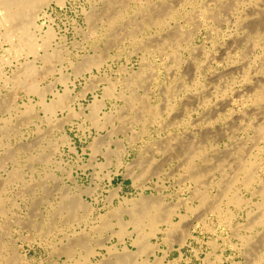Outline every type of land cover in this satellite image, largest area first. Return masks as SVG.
<instances>
[{
  "label": "rangeland",
  "instance_id": "obj_1",
  "mask_svg": "<svg viewBox=\"0 0 264 264\" xmlns=\"http://www.w3.org/2000/svg\"><path fill=\"white\" fill-rule=\"evenodd\" d=\"M142 1L133 2L125 18L108 28L107 11L121 10L118 0H67L64 6L53 0L45 8L47 17L42 14L38 24L45 31L52 26L56 32L52 44L63 56V65L58 68L69 81L74 113L59 110L52 117L40 103V95L18 87L17 74L34 56H18L14 45L0 43V264L79 260L82 252L70 259L59 251L77 237L91 246L108 239L109 247H117L116 253L125 249L136 252L133 227L129 233L119 234L118 218L111 217V228L101 231L99 219L122 204L129 208L126 202L141 194L155 195L166 206H176L179 215L175 223L185 217L183 224L194 236L182 246L178 234L169 235L163 226L158 237L152 238L163 264H253L264 226L251 230L249 224L260 215L261 198L242 187L243 208L229 206L231 211L223 215L206 212L193 196L196 186L188 179L185 158L167 154L163 147L172 138L175 142H201L206 155L218 159L227 156L231 161V152L238 145L251 146L246 142L253 133L238 129L249 121L254 124L255 119L261 123L264 118L263 107L244 102L247 94L264 83V0H204L212 9L224 7L222 18L211 20L207 28L198 30L183 13L176 22L149 27L136 42L115 43L114 30L135 32L144 20V9L151 14L160 1L166 4L163 0ZM259 13L263 15L260 27ZM90 15L105 22L97 25L96 34L92 33ZM176 25L186 32L199 31L194 47L182 52L180 68L167 51L144 50V45L168 35ZM96 55L103 56L107 64L78 74L81 64ZM36 67L44 75L46 63L39 60ZM92 73L107 81L97 85ZM61 78L59 72L49 74L41 86L53 85L54 92L63 93L66 86ZM131 79L137 80V88L128 87ZM108 81L116 85L109 96L105 95ZM132 93L158 109L159 115L143 122L129 106ZM53 98L49 92L46 100ZM95 98L106 104L99 123L90 115ZM26 104L31 107L29 115ZM106 113L111 115L109 121H105ZM29 116L31 119L25 121ZM97 142L99 146L104 143L101 150L95 148ZM259 148L264 151L263 142ZM139 160H152L158 168L141 182L136 181L142 171L136 165ZM260 176L264 181V172ZM75 182L90 190L83 198L95 208L87 222L69 228L67 220L57 214L64 194H77ZM211 193L214 196L218 191L212 189ZM123 216L130 218L128 213ZM242 237L251 239L252 246H244ZM99 251L103 255L93 256L94 263L110 258L107 249ZM147 259L154 262L155 255L144 253L137 264Z\"/></svg>",
  "mask_w": 264,
  "mask_h": 264
},
{
  "label": "bare ground",
  "instance_id": "obj_2",
  "mask_svg": "<svg viewBox=\"0 0 264 264\" xmlns=\"http://www.w3.org/2000/svg\"><path fill=\"white\" fill-rule=\"evenodd\" d=\"M59 5L64 6L67 0H55ZM143 2L142 0H139ZM166 4L163 6L162 1L159 8H154L153 13H149L145 9L143 10L144 20L141 27L137 28L135 32L122 33L118 30L113 31V41L118 43L120 41L131 40L136 42L139 38V34H142L148 30L151 26L163 27L169 20L175 21L177 17L183 13L190 17L196 24V28H207L210 21H218L222 18L224 7L218 6L212 9L207 5L204 0H163ZM53 0H0V43L2 41L14 45V50L18 56L33 55L34 59L27 61L22 65V70L17 74L16 85L27 89L29 92L37 93L40 95L41 104L50 116L55 117L59 110H68L70 113H74L73 100L70 97L69 81L65 78L63 70L58 67L59 64L63 65V56L53 47V42L57 39L56 32L52 26L48 27V30H44L43 25H39L38 22L44 13L45 8L49 7ZM137 0H118L117 4L121 7V10L114 11L109 9L105 22H107L106 28L109 26H117L125 18L126 12L129 13L130 5ZM204 4L202 9H196L198 4ZM151 4V3H149ZM153 4H151V7ZM190 8H194L189 10ZM192 11V12H191ZM47 17L46 14H43ZM190 18L188 22L190 23ZM258 23L260 27V21L263 20L261 13L257 14ZM90 23L93 25L92 33H97V25L99 23H105L97 16H91L89 18ZM176 22V21H175ZM170 23V21H169ZM186 32L176 25L168 35L162 37L154 43H147L144 45V50L153 51H167L173 55V60L178 64L179 68L182 65L181 55L182 52H188L194 47L195 36L199 31ZM258 32V31H257ZM40 34V37H39ZM196 48V47H195ZM43 52V54L41 53ZM39 60L46 63V71L43 75L38 71L36 65ZM146 60L144 59V63ZM107 64V60L100 55L90 57L78 68V74L81 72H91L94 68L101 69ZM59 72L62 76L60 81L65 83L66 89L63 93L54 92L53 85L47 87L41 86V81L49 74ZM92 79L96 80L97 85L107 81L106 79H100L93 73ZM1 79V76H0ZM92 80V81H93ZM109 82V86L105 88V95H111L116 85ZM128 87L137 88L138 82L135 79H131L128 82ZM52 92L54 98L48 102L46 100L47 94ZM129 106L133 111L140 115L139 118L143 122L152 120L159 115V111L152 106H149L145 100L139 97L137 94L132 93L128 99ZM246 105L254 103L264 108V83L255 87L253 91L246 95L244 98ZM106 104L95 98V101L90 105L91 117H94V121L99 123L100 113ZM26 108L29 115L30 104H26ZM10 109V107H9ZM264 115V113H263ZM109 114H105V121H109ZM30 120L29 116L25 121ZM254 124L249 121L244 126H239L238 131H244L247 134L253 133L246 143H250L251 146L238 145L232 150L231 154L233 159L229 161V157L216 158L215 156L206 155V146L201 142H175L172 138L163 147L167 154H173L174 156H183L185 158V169L188 179L192 185L196 186V190L193 192V196L196 197L201 205V208L205 209L208 213L215 215H223L229 213L231 209L229 206H235L239 209L243 208L246 202L240 195V189L243 187L249 191H253L254 196L261 198L258 204L260 215L253 218L249 224V229L254 230L257 226H264V181L260 174L264 172V162L261 163L262 153L259 148V142L264 143V118L261 123ZM107 124V122L105 123ZM237 131V129H236ZM237 131V132H238ZM65 137V136H64ZM190 143V144H189ZM189 144V145H186ZM104 143L99 146L98 142L95 144L97 150H101ZM119 150L123 149V144L118 143ZM209 151V150H208ZM257 151V152H256ZM126 150L124 151V153ZM122 160H120L121 165ZM136 165L142 167L141 174L137 176L136 181H143L147 179L158 170L152 160H139ZM231 171H230V170ZM220 174L221 178L216 180L217 175ZM9 180V179H8ZM10 181V180H9ZM77 194L72 196L66 192L63 196V200L60 203L57 217H64L67 221L66 226L74 228L77 223L87 222L89 217L94 214V206L86 202L83 198L84 193H88L90 190H83L76 182ZM212 189H217L218 194L212 196ZM129 208L125 209V205L115 207L108 214L102 215L100 220V230H109L111 228V217L118 218V225L121 227V234L129 233V227L134 228V233L137 234L135 244L138 247L136 252L127 251L116 253L117 247L112 248L108 245V239L100 240L95 246H91L89 242L81 237L71 239V243L62 247L59 251L62 254H66L68 258H72L77 252H82L79 260H71L66 264H137L138 257L144 253L149 255H155V261L145 260L144 264H163V259L158 258L156 254L159 246L152 242V238H157L159 233L163 231V226H166L167 233L169 235L178 234V242L183 246L194 237L189 227L184 226L182 217L179 223H175L174 218L179 215L177 207H168L163 203V200L155 195L146 196L141 194L139 198L133 201H128ZM4 213V211H2ZM128 213L130 218L126 220L124 214ZM234 219V216H231ZM42 228L39 230L41 233ZM74 236H76L77 229ZM116 233V232H114ZM243 245L248 247L252 246L251 239L242 237ZM258 251L254 255L253 264H264V237L261 239V243ZM107 249L110 253V258L107 260H101L94 263L91 258L93 256H102L100 249ZM256 248V247H255ZM106 258V256H104ZM59 264V263H57Z\"/></svg>",
  "mask_w": 264,
  "mask_h": 264
}]
</instances>
